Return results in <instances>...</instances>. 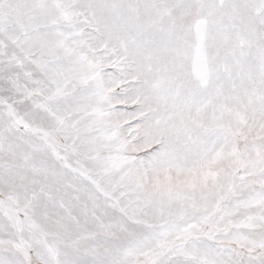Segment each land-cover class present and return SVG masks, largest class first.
<instances>
[{
	"label": "snow or ice",
	"instance_id": "snow-or-ice-1",
	"mask_svg": "<svg viewBox=\"0 0 264 264\" xmlns=\"http://www.w3.org/2000/svg\"><path fill=\"white\" fill-rule=\"evenodd\" d=\"M0 264H264V0H0Z\"/></svg>",
	"mask_w": 264,
	"mask_h": 264
}]
</instances>
